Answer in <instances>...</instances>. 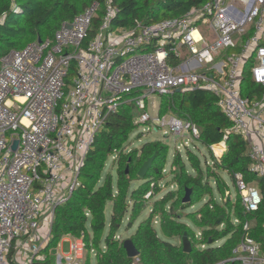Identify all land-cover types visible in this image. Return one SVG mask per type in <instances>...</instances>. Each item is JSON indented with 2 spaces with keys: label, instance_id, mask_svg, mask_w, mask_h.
I'll return each mask as SVG.
<instances>
[{
  "label": "built area",
  "instance_id": "2783aa9c",
  "mask_svg": "<svg viewBox=\"0 0 264 264\" xmlns=\"http://www.w3.org/2000/svg\"><path fill=\"white\" fill-rule=\"evenodd\" d=\"M104 7L91 38L97 3L63 21L52 36L0 55V264L48 261L55 209L80 185V167L96 133L122 103L136 106L137 123L156 121L174 133L187 129L198 136L194 124L175 114L151 116L145 103L150 93L209 90L231 131L247 142L249 169L264 179V92L241 94L249 59L251 79L264 85V0H207L183 16L128 28H111V0ZM238 41L239 53L215 61L220 49ZM169 53L180 58L176 66L168 63ZM234 183L241 209L251 217L232 219L243 233L230 260L264 264V243L252 235L261 188L241 173ZM261 222L264 228V217ZM86 250L82 238L74 237L67 254H55L54 264H83ZM124 264L143 263L137 255Z\"/></svg>",
  "mask_w": 264,
  "mask_h": 264
},
{
  "label": "trees",
  "instance_id": "16d2710c",
  "mask_svg": "<svg viewBox=\"0 0 264 264\" xmlns=\"http://www.w3.org/2000/svg\"><path fill=\"white\" fill-rule=\"evenodd\" d=\"M105 1L0 0V55L8 48H21L38 38L52 36L63 21L71 20L76 14L97 3V12L88 33V38H91L101 24ZM206 1L111 0L115 14L110 19V25L111 28H128L136 22L149 24L167 17L183 16L192 7ZM166 58L172 66L179 62L171 53ZM245 68L246 65L243 69L241 94L249 98L258 97L264 92V85L254 83ZM136 111L133 102L128 101L107 116L80 167V185L55 209L47 247L64 235L81 237L86 248L95 250L96 264L130 262L131 257L126 255L117 231L124 219L125 227L130 228L147 199L160 192V182L166 173L168 150L165 143L154 139L145 141L139 148L121 152L130 131L136 125L133 123ZM167 111L197 125L196 138L208 147L211 159L208 161L204 157L202 161L186 146L185 160L179 151L174 153L168 172L172 178L169 183H163L167 185V190L153 200L149 213L138 222L128 238L138 249V257L143 264H235L237 261H231L230 258L243 232L241 223L234 225L232 219L236 217L243 221L251 216L241 209L239 196L231 201L229 194L224 202L217 201L212 194L210 180L220 195L224 194L225 189L228 191V188L217 169L225 170L234 186L236 173H241L244 181L253 180L259 185L263 202L255 213L257 223L252 235L264 243L261 222L264 217V179L249 169L248 144L240 134L231 131L230 121L220 111L217 97L210 91L204 88L181 89L161 95L158 113L161 115ZM218 143H223L225 150L216 158L210 146ZM109 156L115 160V178L111 172L103 173ZM150 156H153L150 167L143 177H139L137 170ZM136 180L141 181L135 185L133 182ZM186 189L191 190L190 199L183 202ZM147 192L150 194L145 197ZM203 195H208V198L185 213L192 224L182 221L181 211L191 208ZM108 202L111 211L109 219H106L105 207ZM155 218L163 237L157 234L153 225ZM184 233L192 246L190 252H184L181 244L168 239L180 240Z\"/></svg>",
  "mask_w": 264,
  "mask_h": 264
},
{
  "label": "rangeland",
  "instance_id": "374dc122",
  "mask_svg": "<svg viewBox=\"0 0 264 264\" xmlns=\"http://www.w3.org/2000/svg\"><path fill=\"white\" fill-rule=\"evenodd\" d=\"M197 27H201V23L197 24ZM242 41H238L237 45L234 47H224L220 49L215 57V61H219L221 59H224L226 56L230 55L231 53H239L241 50ZM10 49V48H8ZM251 65V59L246 63V70L249 71ZM201 69H196L195 72H199ZM72 77V74H69L67 79L69 80ZM161 100V95L158 93H150L145 98L146 103V110L151 116L158 115V108L159 103ZM139 114V111H136V115ZM164 114H174L171 111H167ZM160 115V114H159ZM133 123L136 125L133 127V129L130 131L127 140L124 142L121 152L125 153L128 152L130 149L139 148L145 141L159 139L161 142L165 143L168 147L167 150V159H166V173L164 174V179L160 182L161 183V190L160 192L156 193L151 198L147 199L145 206L141 210L140 214L138 215L137 219L133 222L132 226L130 228L125 227L126 220L122 222L121 226L119 227L117 234L119 236L120 240H124L129 237V235L134 232L137 224L139 221H141L143 218L147 216L150 210V205L152 204L153 200L159 197L164 191L167 190V185H164L163 183H169L172 175L169 174V168H170V162L172 155L179 151V153L182 155V158L185 160L184 156V150L186 147H189L192 149L196 155L204 161V157L210 161L211 157L209 156V150L206 145H204L196 136L192 135L190 130H183L182 133H174L169 130L167 127H161L156 121H147L145 123H137V120H135V117H133ZM197 127V125H195ZM222 145V146H221ZM186 146V147H185ZM223 143L218 144L217 146H214L211 148V152L216 158H219L221 154L223 153ZM220 147L221 150H220ZM118 155V152L116 153V157ZM114 157V155H112ZM113 157L109 156L104 164L103 173L111 172L113 177L115 178V160H113ZM203 167L204 164H202ZM214 169V168H213ZM216 170V169H215ZM190 171V169H189ZM219 175L221 176L222 180L227 185L228 191L225 189V192L223 195H220L217 189L214 186L213 181L210 180V185H212V194L214 198L217 201L224 202L225 197L230 194V199L233 201L236 197L239 196V193L235 186L232 184L229 175L225 170H218ZM80 180V178H79ZM141 180H136L133 182V184H138ZM171 187V185H169ZM175 187L174 185H172ZM230 191V192H229ZM237 193V194H236ZM221 197V198H220ZM208 198V195H203L202 198L196 202L191 208H186L181 211V220L186 222L187 224L191 225L192 221L189 218H186L185 213L191 209H194L198 207L205 199ZM221 199V200H220ZM111 211V204L108 202L105 207V216L106 219H109ZM153 225L157 231V234L160 237L162 236L161 230L158 226V220L155 218L153 220ZM198 233V232H197ZM74 237L64 235L61 237L60 240H58L56 243L49 245L48 250L45 252L48 256L49 261H47L48 264H54L55 263V254L59 253L61 255H65L70 251V244L73 241ZM172 242H176L180 244V240L177 238H168ZM103 247V242L101 244ZM83 264H96V255L95 250H90V248L85 251L84 254V261ZM225 264V263H222ZM239 264V262L235 263Z\"/></svg>",
  "mask_w": 264,
  "mask_h": 264
},
{
  "label": "water",
  "instance_id": "95a60500",
  "mask_svg": "<svg viewBox=\"0 0 264 264\" xmlns=\"http://www.w3.org/2000/svg\"><path fill=\"white\" fill-rule=\"evenodd\" d=\"M37 40L40 41V38H38ZM176 90H179V89H176ZM16 144H17V140H15L13 142L12 149L16 148ZM152 160H153V156H150L141 164V166L137 170V175L139 177H143L145 175V173L147 172L148 168L150 167V165L152 163ZM190 192H191L190 189H186L185 190L184 196L182 198L183 202L189 201ZM180 244H181V249L184 252H190L191 251L192 246H191L190 240H189L188 236L186 235V233H184L181 236ZM123 246L125 248L126 255L128 257L137 256L139 254L138 249L134 246V244H133L131 239H129V238L124 239L123 240Z\"/></svg>",
  "mask_w": 264,
  "mask_h": 264
},
{
  "label": "crops",
  "instance_id": "0c3cea01",
  "mask_svg": "<svg viewBox=\"0 0 264 264\" xmlns=\"http://www.w3.org/2000/svg\"><path fill=\"white\" fill-rule=\"evenodd\" d=\"M180 51H181V55L182 56H184V57H189V53H188V51L184 48V47H181L180 48ZM177 59H179V61H180V58L179 57H177ZM197 66V65H196ZM189 89H192V88H189ZM181 90V89H180ZM183 90H185V89H183ZM176 91H178V90H176ZM209 91V90H208ZM214 95V94H213ZM218 144H220V143H218ZM218 144H214V146H217ZM221 150V149H220ZM225 150V148H224V146H223V149H222V151H224Z\"/></svg>",
  "mask_w": 264,
  "mask_h": 264
},
{
  "label": "bare ground",
  "instance_id": "6f19581e",
  "mask_svg": "<svg viewBox=\"0 0 264 264\" xmlns=\"http://www.w3.org/2000/svg\"><path fill=\"white\" fill-rule=\"evenodd\" d=\"M234 256V255H233Z\"/></svg>",
  "mask_w": 264,
  "mask_h": 264
}]
</instances>
